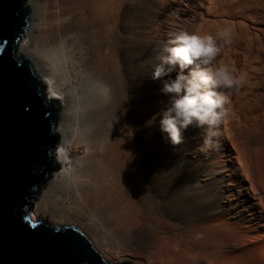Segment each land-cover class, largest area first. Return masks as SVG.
<instances>
[{"label": "bare ground", "instance_id": "obj_1", "mask_svg": "<svg viewBox=\"0 0 264 264\" xmlns=\"http://www.w3.org/2000/svg\"><path fill=\"white\" fill-rule=\"evenodd\" d=\"M198 1L188 29L187 0L28 1L16 54L61 109L60 169L31 215L106 263L264 264V0ZM181 29L228 32L215 64L239 84L210 147L195 125L172 145L146 123L168 100L156 56Z\"/></svg>", "mask_w": 264, "mask_h": 264}, {"label": "water", "instance_id": "obj_2", "mask_svg": "<svg viewBox=\"0 0 264 264\" xmlns=\"http://www.w3.org/2000/svg\"><path fill=\"white\" fill-rule=\"evenodd\" d=\"M28 1L0 0V40L7 41L0 52V264H111L77 229L31 215L50 173L60 169L50 155L61 109L48 102L29 60L16 54L29 25Z\"/></svg>", "mask_w": 264, "mask_h": 264}, {"label": "clouds", "instance_id": "obj_3", "mask_svg": "<svg viewBox=\"0 0 264 264\" xmlns=\"http://www.w3.org/2000/svg\"><path fill=\"white\" fill-rule=\"evenodd\" d=\"M218 36L181 29L169 34L156 56L150 78L161 82L160 92L168 100L146 123L158 122L162 138L172 145L182 143L183 133L193 125L205 129V147L218 135L231 90L239 84L226 65L215 64L228 32Z\"/></svg>", "mask_w": 264, "mask_h": 264}, {"label": "rangeland", "instance_id": "obj_4", "mask_svg": "<svg viewBox=\"0 0 264 264\" xmlns=\"http://www.w3.org/2000/svg\"><path fill=\"white\" fill-rule=\"evenodd\" d=\"M187 3L188 4H191V6H193L194 8V10L193 11H191L190 13H188V12H186L187 10V8L185 7L184 8V5H182L181 6V8H183V15H185V17H186V19H187V23H186V28L188 29V28H190L192 25H193V22H192V16L193 15H195V13L196 12H201V10H200V4H199V1L198 0H187ZM198 7V8H197ZM186 10V11H185ZM189 10V9H188ZM196 11V12H195ZM186 12V13H185ZM173 25H175L176 27H174V26H172V23H171V26H169V28H171V27H173V28H175V29H177L178 28V26H177V24H173ZM190 30V29H189ZM157 42L159 43V41L157 40ZM58 108H60V107H58ZM59 116H60V112H59ZM60 118V117H59ZM194 139V138H193ZM189 142H190V140H189ZM195 142H196V140H195ZM58 145V144H57ZM59 149H57V146H56V148H55V150H53V152H52V154L50 155V158H52V155L53 156H55V162L57 161V158H58V151ZM83 152H84V150L82 149V148H80V149H78V150H75L74 152H73V158H76V157H78V156H82L83 155ZM51 159H49V161H50ZM55 170H57V169H55ZM55 171H53L52 173H50L51 174V177H52V175H53V173H54ZM214 176V178H216V177H218V176H216V175H218V173H216V174H213ZM51 179L52 178H50L49 180H48V182H47V184L45 185V187H42L41 189H40V195H39V197H38V199L40 198V196L42 195V193L47 189V187H48V184H49V182L51 181ZM36 201H38V200H36ZM36 201H34L33 202V210H32V214H33V212L35 211V204H36ZM45 222H47V221H45ZM47 223H49V222H47ZM50 224V223H49ZM51 226H52V224H50ZM59 227H64V226H59ZM67 227H71V226H67Z\"/></svg>", "mask_w": 264, "mask_h": 264}, {"label": "snow or ice", "instance_id": "obj_5", "mask_svg": "<svg viewBox=\"0 0 264 264\" xmlns=\"http://www.w3.org/2000/svg\"><path fill=\"white\" fill-rule=\"evenodd\" d=\"M7 44L6 40H0V52L3 51V46H5ZM69 244H71V241L68 242Z\"/></svg>", "mask_w": 264, "mask_h": 264}]
</instances>
